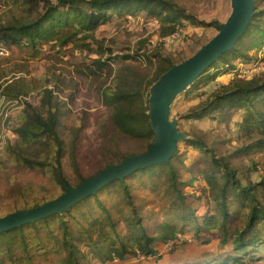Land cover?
<instances>
[{
    "label": "rangeland",
    "instance_id": "374dc122",
    "mask_svg": "<svg viewBox=\"0 0 264 264\" xmlns=\"http://www.w3.org/2000/svg\"><path fill=\"white\" fill-rule=\"evenodd\" d=\"M172 1L203 23L184 20V25L177 32L162 37V21L149 16L145 10H138L126 15L114 13L112 21L100 26L94 38L87 40L90 49L78 47L75 43L63 45L55 41L36 46L0 43V84L3 88H10L0 98V217L30 209L65 192L54 182L50 172L31 169L21 161L17 162L9 147L17 140L16 129L27 112L37 110L46 113L52 109L59 113L58 130L66 144L62 165L69 183L66 185L70 187L79 183V175L69 156L74 140L80 173L84 177L94 176L123 157L146 152L149 141L119 132L111 122V109L101 101V89L108 86L111 80L107 77V70H97L93 74L90 69H95L94 62L98 58H114L115 69L126 68L131 76L143 77L148 83L156 75L159 65L157 54L177 62L184 61L219 33L216 23L226 22L232 12L231 0ZM30 9L35 8L24 0H0V20L2 23L26 21L34 16V11ZM249 53L253 55L249 62L233 59L230 65L220 61L213 66L210 73L219 72L216 82L228 84L234 78L264 77V45H256ZM132 54L134 58H121ZM216 87L213 82L208 86L202 85L196 91L182 92L171 107V119L177 121V129L185 134V138L178 142V157L173 159L185 196L183 203L176 202L159 168L154 178L143 173L128 179L131 205L123 194L116 192L117 186L98 193L117 221L122 237L127 234L130 228L128 220L135 212L151 235H157L162 223H169L178 228V237L155 243L159 256H129L123 260L102 261L95 256L92 248L94 241L83 236L86 240L79 243L84 252L80 264H175L208 260L207 264H213L214 258L229 252L233 232L245 227L249 208L231 197L228 214L224 215L220 210L218 193L210 186L204 170L216 156L228 162L244 184L251 180L260 181L264 178V149L253 145L243 150L257 136L253 125L244 121L243 110L215 112L201 120L183 117L189 109L202 104ZM195 138L206 145L198 147L189 144L187 139ZM39 151L43 155L45 148L40 146L24 155L35 157ZM185 208L187 217L183 219ZM82 210L83 206L73 209L80 226L91 228L93 217L102 216L96 197H92V203L84 210L87 211L86 216L81 214ZM208 216L216 217L218 227L196 235V221L203 223ZM63 217L69 220V216ZM59 218L28 226L22 234H16L19 240L25 235L27 250L14 248L12 259L8 255L1 257L3 264H67V251L60 243ZM76 221L73 226L78 228ZM222 226L227 230L225 244L221 242L224 235ZM257 230L263 237L264 220ZM253 259L252 264H264V244L260 245Z\"/></svg>",
    "mask_w": 264,
    "mask_h": 264
},
{
    "label": "trees",
    "instance_id": "16d2710c",
    "mask_svg": "<svg viewBox=\"0 0 264 264\" xmlns=\"http://www.w3.org/2000/svg\"><path fill=\"white\" fill-rule=\"evenodd\" d=\"M24 2L28 3L30 7L34 6L35 9H30L34 11V16L29 17L26 21L16 20L2 23L0 20V43L9 46H36L41 43L55 41L63 45L75 43L78 47L90 49L87 40L94 38V33L100 26L111 22L114 13L126 15L133 14L138 10H145L149 16L162 21V37L177 32L184 25V20L199 24L203 23L198 22L196 16L187 13L184 8L172 0H57L56 2L52 0H24ZM256 45H264V0H255L254 16L245 33L233 48L225 52L199 76L189 89L184 91V93L196 91L202 85L208 86L213 82L217 86L202 104L189 109L183 116L184 118L201 120L215 112L245 111L244 121L253 125L257 136L252 144L244 146L243 150H247L253 145L264 149V77L234 78L228 84H223L216 82L219 72L212 74L210 69L220 61H224L227 65H230L233 59H241L244 62L251 61L253 55L249 52ZM126 57L134 58V55L122 56L121 58ZM156 57L159 64L156 75L148 83L143 77L131 76L126 68L115 69L113 66L114 58H98L94 62L96 67L93 70L88 66L93 74H96L97 70H107V77L111 78L109 85L101 89L100 97L103 105L112 111V124L122 134L147 139L149 141L148 149L152 146L154 140L150 115L148 114L150 88L164 72L183 61L177 62L171 57L163 56L161 53L157 54ZM9 89L8 87L3 88V85L0 84V98ZM59 125L60 115L57 110L49 109L46 113L37 110L27 112L24 115L23 122L16 129L17 140L13 144H9V147L16 155L17 162L21 161L31 169H42L47 173L50 172L54 182L65 191V185L69 184L62 165L66 144L59 133ZM187 140L189 144L198 147L206 145L200 139ZM40 146L45 148L43 155L42 151L36 152L35 157L24 155L25 152L28 153ZM76 149L74 140L70 145L69 156L72 166L79 175V183L77 184L79 185L90 177L81 175ZM176 152L168 162L141 168L122 180L110 182L95 194L82 199L70 209L64 211L61 215L53 214L11 230L0 232V264H3L1 257L8 255L12 259L14 248L21 247L27 250L28 244L25 235L21 236L19 240L16 234H22L28 226L47 223L58 216L60 218L57 223L60 225L62 232L60 243L67 251V264H80V258L84 252L80 249L79 243H81V240H86L82 238L83 236L94 241L93 251L96 258L102 261L123 260L129 256H159V250L156 248L155 243L175 240L178 237V228L169 223H162L158 227L157 235H151L144 227L141 217L135 212L133 217L128 220L130 228L127 234L122 237L117 229V221L104 201L99 198L98 193L117 186L116 192L123 194L131 205L133 201L128 179L143 173L154 178L158 173L156 169L159 168L161 174L165 177L164 180L168 184V189H172V195L176 202L183 203L185 196L181 189L182 183L178 180V173L173 164V159L178 157ZM129 156L123 157L121 161ZM117 163L109 164L105 168ZM204 173L210 186L218 193L221 203L220 210L224 215L228 214L229 205L232 202L231 197H234L235 201L243 207L249 208L245 227L233 232L232 248L228 250V253L214 258L213 264H252L255 253L259 250L260 245L264 244V236L261 237V232L257 230L258 225L264 220V178L260 181L251 180L248 184H244L237 176L236 170L228 162L216 156H213L212 163L204 170ZM92 197H96L102 216L93 217L90 222L91 228H87L86 226H80V222L76 221L73 209L83 206L81 214L86 216L87 211L84 210L92 203ZM49 201L51 200L43 204ZM65 215L69 216V220H65L63 217ZM186 217L185 208L182 218L186 219ZM74 221L78 223V228H75V225L73 226ZM217 227L216 217L208 216L203 223L196 221L195 234L198 235L200 232L210 231ZM223 229L224 235L221 242L225 244L227 230L225 227ZM28 259L30 258L28 257ZM185 262L175 264H186ZM209 262L210 260L187 263L207 264Z\"/></svg>",
    "mask_w": 264,
    "mask_h": 264
},
{
    "label": "water",
    "instance_id": "95a60500",
    "mask_svg": "<svg viewBox=\"0 0 264 264\" xmlns=\"http://www.w3.org/2000/svg\"><path fill=\"white\" fill-rule=\"evenodd\" d=\"M231 5L232 12L227 21L216 23L219 33L192 56L169 68L151 86L148 114L154 140L146 152L131 155L75 187L66 185L61 196L45 204L0 217V232L63 213L114 180H122L141 168L170 161L178 142L185 138V134L177 129V121L170 117L174 100L225 52L233 48L254 16L255 0H231Z\"/></svg>",
    "mask_w": 264,
    "mask_h": 264
}]
</instances>
